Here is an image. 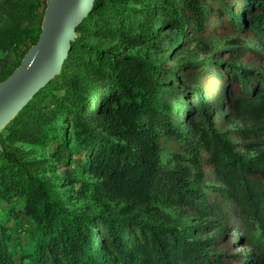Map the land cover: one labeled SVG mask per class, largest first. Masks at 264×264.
<instances>
[{
	"label": "trees",
	"instance_id": "obj_1",
	"mask_svg": "<svg viewBox=\"0 0 264 264\" xmlns=\"http://www.w3.org/2000/svg\"><path fill=\"white\" fill-rule=\"evenodd\" d=\"M136 1L94 0L60 73L1 130L0 188L24 197L8 213L28 217L32 229L29 246L19 249L0 221V264H264V72L237 64L260 54L231 49L228 60L185 62L167 75L124 52L166 29L204 34L214 21L238 29L248 22L264 34V0H238L235 12L237 0H141L134 23L129 5ZM36 11L33 0H0V16L10 20L0 48ZM253 59L264 63V56ZM193 70L204 72L202 85L184 81ZM169 85L195 99L178 103L184 116L160 93ZM232 118L241 126L226 129ZM49 136L59 139L54 157L67 167L61 186L88 199L86 208L68 209L50 179L36 176L45 158L6 148ZM75 163L85 177L70 171Z\"/></svg>",
	"mask_w": 264,
	"mask_h": 264
},
{
	"label": "rangeland",
	"instance_id": "obj_2",
	"mask_svg": "<svg viewBox=\"0 0 264 264\" xmlns=\"http://www.w3.org/2000/svg\"><path fill=\"white\" fill-rule=\"evenodd\" d=\"M33 1L37 6V11L32 22L22 21L20 24L22 31L17 34L13 42L11 41L9 43V47L4 49L0 48V71L16 64L21 57L23 47L31 43L33 36L40 29L44 1ZM143 4L144 2H141V0L130 3L129 7L132 10L131 14H133L130 19L131 22L137 23L140 20L141 17L139 13H136L134 10H140ZM238 5L239 2L237 0L234 3V7H230V9L232 8L231 10L235 12V9L239 8ZM211 6H213V3H211ZM260 10L254 11L253 15L257 14ZM237 14L240 15L241 11L238 10ZM248 19L249 15H247L246 21ZM9 22L10 20L8 17L0 16V37L2 33L7 31ZM222 24L221 21H214L208 26L206 33L189 37L182 36L177 30L166 29L153 41H146L135 47H126L124 52L151 62L153 65L165 70L168 75L173 71L176 72L178 69L177 67L185 62L197 61L203 58L209 60H228L229 54L234 52L231 49H237V52L250 49L258 52L260 55L250 53L246 56V59L240 60L237 64L245 68L264 72V63L253 59V57L264 56V44L262 43V41H264V34H262L260 30L250 26L248 22H246V25H244L242 29H238L236 26ZM183 78L187 84L190 83L197 87L202 85L205 80V75L203 71L193 70L186 73ZM173 89L174 87L172 85L162 87L160 93L174 105V110H178L179 115L184 116L185 110H181L178 103L182 101L186 105L192 106L195 99L188 100L187 98L178 97V92H175ZM56 90L57 89L51 88V92L53 91L54 94L58 93ZM222 90L223 89L219 86L217 92L221 93ZM44 102H46V105L55 108L49 98H46ZM221 116L222 114L219 113V117ZM60 126L61 132L66 130L64 123L60 124ZM239 126H241L240 122L232 118L225 128L234 129ZM55 134L53 133V135ZM231 139L235 141L234 137H231ZM58 140L57 136H49L45 141L39 144H7L6 148L9 152L10 150H14L17 154H24L27 159L36 160L45 158L46 163L44 168L41 169L40 173L38 175L36 174V176L50 179L53 186L60 192L58 198L68 209L77 210L86 208L87 202H89L88 199L70 197V193L67 191L68 187H62V184L59 182V178L64 175L67 167H63L54 157ZM72 141L73 138L71 136V142ZM237 150L241 151L245 157L253 155V151H246L240 147H237ZM49 166H52V169H49ZM69 169L74 176L85 177L76 166V163L74 165L72 164ZM207 183H209V181H207ZM1 186L2 185H0V187ZM7 193L5 189L2 190L0 188V221L6 226L7 232L11 231L12 237H14L12 241L16 245L15 247L17 248V246H20L19 249H23V247L27 248L30 240L29 233L32 229L31 220L25 216H20V219L17 220V218L8 213L13 211V209L18 210L21 208L24 197L22 195L15 196L13 193ZM5 214L9 217L5 218Z\"/></svg>",
	"mask_w": 264,
	"mask_h": 264
},
{
	"label": "water",
	"instance_id": "obj_3",
	"mask_svg": "<svg viewBox=\"0 0 264 264\" xmlns=\"http://www.w3.org/2000/svg\"><path fill=\"white\" fill-rule=\"evenodd\" d=\"M94 0H45L40 31L18 66L0 81V132L51 78L60 73L76 26ZM1 149V145H0Z\"/></svg>",
	"mask_w": 264,
	"mask_h": 264
}]
</instances>
